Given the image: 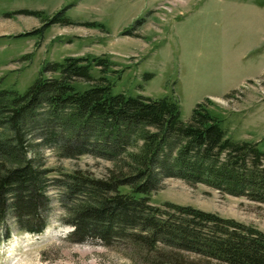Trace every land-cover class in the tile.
Wrapping results in <instances>:
<instances>
[{
	"label": "trees",
	"instance_id": "16d2710c",
	"mask_svg": "<svg viewBox=\"0 0 264 264\" xmlns=\"http://www.w3.org/2000/svg\"><path fill=\"white\" fill-rule=\"evenodd\" d=\"M63 11L49 19L30 9L5 15L43 20L22 33L30 35L66 23ZM113 65L106 55L65 56L45 64L22 93L0 86V245L14 231L46 229L53 189L62 222L72 227L70 242L123 245L155 264H185V253L204 264H264V232L256 227L190 205L151 202L164 178L175 177L264 204L259 142L230 137L208 98L183 120L173 95L113 93L105 76ZM40 148L62 158L90 154L113 166L100 177L81 168L54 173L42 164Z\"/></svg>",
	"mask_w": 264,
	"mask_h": 264
},
{
	"label": "rangeland",
	"instance_id": "374dc122",
	"mask_svg": "<svg viewBox=\"0 0 264 264\" xmlns=\"http://www.w3.org/2000/svg\"><path fill=\"white\" fill-rule=\"evenodd\" d=\"M21 9L40 10L46 19L63 9L60 17L67 22L22 35L41 28L43 20L5 15ZM130 28L131 33L124 32ZM81 55L109 58L114 65L105 76L113 93L173 95L183 120L208 98L209 110L223 119L230 137L257 141L264 149V0H0L2 88L22 93L45 64ZM94 74L99 75L97 70ZM232 79L241 81L222 94L220 87ZM39 152L42 164L54 173L81 168L100 177L113 166L90 154L62 158L50 148ZM50 194L46 229L41 234L14 231L0 245V264H155L123 245L106 246L95 238L70 242L72 227L62 222L56 191ZM166 201L212 211L264 232V204L246 197L166 177L151 202ZM184 255L185 264H204L196 254Z\"/></svg>",
	"mask_w": 264,
	"mask_h": 264
},
{
	"label": "crops",
	"instance_id": "0c3cea01",
	"mask_svg": "<svg viewBox=\"0 0 264 264\" xmlns=\"http://www.w3.org/2000/svg\"><path fill=\"white\" fill-rule=\"evenodd\" d=\"M250 51V48H247V49H245L244 51H242L241 53H240V55H239V58H243V57H245V55L248 53ZM253 64V63H252ZM260 65H259V70H261V68H262V62H260L259 63ZM234 79H232L231 81H229V82H226V83H224V84H222L223 85V87H220V92H222V94H226V92H228V90L230 89V88H233L234 86L236 87L238 84H239V82L241 81V80H238V79H236L235 81H233ZM238 80V82H236ZM236 82V83H235ZM234 84V85H233ZM233 86V87H232ZM212 95H214V97H219V96H222V95H218V93L217 94H212Z\"/></svg>",
	"mask_w": 264,
	"mask_h": 264
}]
</instances>
